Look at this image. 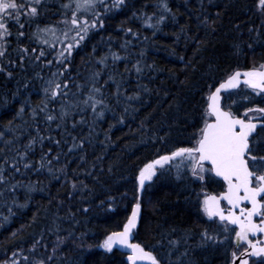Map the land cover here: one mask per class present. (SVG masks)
<instances>
[{
	"label": "trees",
	"instance_id": "16d2710c",
	"mask_svg": "<svg viewBox=\"0 0 264 264\" xmlns=\"http://www.w3.org/2000/svg\"><path fill=\"white\" fill-rule=\"evenodd\" d=\"M53 1L45 0L41 14L60 10ZM161 15L165 19L158 30L150 27ZM17 27L12 25L13 33ZM129 28L135 36L126 31ZM9 40L12 50L0 57V65L13 74L0 73V131L5 132L0 138V169L5 177L0 183V264L10 260L13 252L19 264L41 260L44 264H126L127 253L119 248L109 253L101 245L110 232L122 228L138 197L142 216L133 242L154 249L164 264H231L234 232L225 239L218 218L209 220L200 206L204 192L224 191L223 181L212 173L203 182H194L190 174L177 179L172 168L158 173L150 186L138 192L136 176L139 167L156 155L191 146L189 137L202 127L210 85L214 91L228 73L264 63V13L258 0H125L122 8L106 14L104 27L93 30L74 51L69 95L57 98L46 111H40L43 88L55 64L45 68L27 62L23 69L8 64L9 59L17 60L15 35ZM22 40L25 46L41 47L27 36ZM47 50V59H53L54 49ZM112 53L121 59L113 61ZM103 56L108 57L106 66L98 63ZM137 62L142 68L139 73ZM38 72L44 79L37 77ZM96 72L100 75L93 81ZM93 84L101 89L96 99L104 101L96 112L88 105L91 101L84 104ZM241 89L232 91L227 100L238 102L233 107L237 114L247 106H264L260 96L253 95L251 103L242 100V94H236ZM135 96L139 98L128 99ZM62 104L70 113L64 120L59 119ZM49 113L57 120L48 121ZM37 129L45 137L42 143ZM34 137L36 142L28 149ZM55 140L61 144L57 146ZM74 142L83 147L69 152ZM24 152L34 166L26 169L21 160L20 171L15 172L11 165ZM42 154L52 160L51 172L40 168ZM57 154L59 160L54 159ZM205 229L219 232L223 243H202ZM250 264H264V259H252Z\"/></svg>",
	"mask_w": 264,
	"mask_h": 264
},
{
	"label": "snow or ice",
	"instance_id": "6c2138e0",
	"mask_svg": "<svg viewBox=\"0 0 264 264\" xmlns=\"http://www.w3.org/2000/svg\"><path fill=\"white\" fill-rule=\"evenodd\" d=\"M124 4L125 0H111L110 3L108 0H69L68 3L61 5L64 9L61 12L63 19L58 23L63 24V28L49 25L40 27L37 24L35 31L29 35L23 30L25 24L31 26V23L40 17L42 10H46L45 0H0V57L6 56V46L11 44L8 38L15 35L17 60L9 59L8 64H18L21 69L27 62L41 63L45 68H50L54 64L56 66V70L51 71L49 78L45 81L44 100L41 101L43 107L40 111H46L48 105L57 98L69 95V86L74 82V78L70 76L74 51L82 46L93 30L104 27L107 13L113 9H119ZM163 7L166 11L168 10L167 4ZM258 8L264 13V0H258ZM164 19V15H161L155 25L149 26L158 30V25L163 23ZM12 25L18 26L15 33L11 30ZM252 30L249 29V31ZM126 31L132 33L131 28ZM26 36L41 47L25 46L22 38ZM57 42L61 47L56 50L53 59H47L50 54L47 49H55ZM127 43L126 41L122 46L126 47ZM236 47L239 48V45ZM248 47L251 48V45ZM93 53H95V47ZM111 55L113 61L121 59L116 53ZM107 59V56H103L98 63L106 66ZM136 71L138 73L142 71L139 62H137ZM2 72H6L8 77L13 75L4 65H0V73ZM36 75L44 79L39 72ZM99 75V72L93 73L92 80L95 81ZM241 85L244 89L251 91H244ZM76 87L82 86L76 85ZM212 87L209 86L206 108L201 116L202 127L189 137L191 146L176 147L165 154H158L139 167L136 176L137 191L143 192L146 185L150 186L148 182L153 181L158 173L162 175L164 171H171L172 168L176 170L177 179L190 174L194 182H203L209 173L221 178L225 185L224 191L212 195L204 192L203 199L200 200L201 210L213 222H216L213 218H218L225 239L228 238L230 232H234L237 242L236 249L243 247L244 250L239 254L237 250L232 251L231 264H249L250 257H264V239H250V237H258V234H264V106H247L244 107L242 114H237L233 111V107L238 102L231 100V103H227V100L231 99L233 95L231 90L235 89H241V92L236 94H242V100L249 103L252 102L253 95L264 98V63L254 64L245 71H232L227 74L223 82L219 83V86L214 88V91L211 90ZM98 93H101V89L93 84L88 99L84 101L85 104L91 101L93 112H96L97 105L104 104L102 99H96L95 94ZM222 93L226 95L222 96ZM138 98V96L128 97L129 100ZM222 100L225 103L222 104ZM23 112L24 108L21 107L19 113ZM69 114L68 107L62 104L59 119L64 120ZM103 114L101 111L98 116L102 117ZM35 115L36 109H33V116ZM46 119L55 121L57 116L49 113ZM119 122L123 123V118ZM11 125L10 120L8 121L9 131L12 130ZM57 127H60V124H57ZM37 134L42 143L45 137L39 136V129H37ZM4 136L5 132L0 131V138ZM160 139L164 141V137ZM35 142L36 137L26 147L31 149ZM6 143H11V141H6ZM54 143L59 146L61 141L55 140ZM76 147L82 148L83 144L77 145L74 142L69 152ZM51 151L49 149V152ZM18 155L20 160H15L11 165L15 172L20 171L18 164L21 160L25 161L24 168L26 169L34 166L27 162V152ZM54 159L59 160V155L57 154ZM51 164L52 160L47 158V154H42L40 168L48 167L51 172ZM4 182L3 169H0V183ZM15 187L16 185L12 186L13 190ZM72 187L75 188L76 185L73 184ZM200 195V193L196 194L198 200ZM221 201H225L227 207H223ZM140 216L141 203L138 197L122 228L110 232L103 240L101 247L109 253L114 248L126 250V264H164V258L157 255L154 249L146 250L141 243L132 242L133 230L138 227ZM229 226H235V228L230 229ZM219 237V232H209L207 229L201 233L204 244L223 243ZM16 255L17 253L13 252L12 258L5 260L3 264H19L15 258ZM168 255L170 256L171 253ZM23 259L27 261L28 257L25 256ZM39 264H44V261H39Z\"/></svg>",
	"mask_w": 264,
	"mask_h": 264
},
{
	"label": "rangeland",
	"instance_id": "374dc122",
	"mask_svg": "<svg viewBox=\"0 0 264 264\" xmlns=\"http://www.w3.org/2000/svg\"><path fill=\"white\" fill-rule=\"evenodd\" d=\"M53 2L56 4L57 8H60V10L58 9L52 15L50 14V15H45L44 16L43 14H41L40 17L37 20H35V21H33L31 23V26H27L25 24V28H24L25 31H29L28 33L31 34L33 31H35L37 24H39L40 27H44L45 25L56 26L58 28H63L64 27L63 24L58 23L59 21H61L63 19V17L61 16V12H63L64 9L61 8V5L65 4V3H68L69 0H55ZM69 15H71L70 11H69ZM58 35H59V33H58ZM11 37H9V38L11 39ZM60 47H61V45L57 42L56 43V47L54 49V52H56V50H58ZM10 50H12V46L8 45L7 46V53H9ZM242 249H243V247H241L240 249H237V252L238 253L241 252Z\"/></svg>",
	"mask_w": 264,
	"mask_h": 264
},
{
	"label": "water",
	"instance_id": "95a60500",
	"mask_svg": "<svg viewBox=\"0 0 264 264\" xmlns=\"http://www.w3.org/2000/svg\"><path fill=\"white\" fill-rule=\"evenodd\" d=\"M245 70H248V69H242V70H240V71H245ZM219 86V85H218ZM242 86V85H241ZM235 90H237V89H235ZM231 91H234V90H231ZM223 94L224 93H222V96H223ZM223 101V100H222ZM219 178V177H218ZM219 179H221V178H219ZM222 180V179H221ZM226 203L225 201H221V205H222V203ZM227 205V204H226ZM141 216H142V205H141ZM141 216H140V219H139V222H138V226L140 225V221H141ZM134 231V230H133ZM257 238H260V239H264V234H258V237H250V239H253V240H255V239H257ZM133 243H135V242H133ZM236 239H235V247H236ZM246 246V245H245ZM244 250V249H243ZM242 250V251H243ZM124 252H127L126 250H123ZM239 254V253H238ZM256 258H261V257H250L249 258V264L251 263V260L252 259H256ZM263 259H264V257H262Z\"/></svg>",
	"mask_w": 264,
	"mask_h": 264
},
{
	"label": "bare ground",
	"instance_id": "6f19581e",
	"mask_svg": "<svg viewBox=\"0 0 264 264\" xmlns=\"http://www.w3.org/2000/svg\"><path fill=\"white\" fill-rule=\"evenodd\" d=\"M155 1V0H154ZM131 2V1H129ZM166 2V1H165ZM133 3V2H132ZM158 3V2H157ZM169 3V2H168ZM160 4V3H159ZM181 5V4H180ZM127 6V5H126ZM122 8V7H121ZM129 8V7H128ZM135 8V7H134ZM182 8V7H181ZM161 12V11H160ZM166 12V11H165ZM154 15V14H153ZM159 16V14H158ZM165 17V16H164ZM156 19V18H155ZM122 45V44H121ZM131 45V44H130ZM96 48V47H95ZM97 49V48H96ZM132 49V48H131ZM23 98V97H22ZM85 104V103H84ZM87 105V104H86ZM89 106H91L90 104H88ZM8 106V105H7ZM5 107V106H4ZM3 107V108H4ZM101 107V106H100ZM106 109V108H104ZM89 110V109H88ZM99 110V109H98ZM108 110V109H107ZM110 111V110H109ZM83 112V111H82ZM87 112V111H86ZM107 113V112H106ZM92 114V113H91ZM21 116V115H20ZM107 116V115H106ZM26 119V118H25ZM95 122V121H94ZM103 122V121H102ZM96 123V122H95ZM91 124V123H90ZM101 127V126H100ZM89 128V127H88ZM35 129V128H34ZM78 129V128H77ZM76 130V129H75ZM32 133V132H31ZM73 134V133H72ZM31 135V134H30ZM2 144V143H1ZM4 145V144H3ZM55 180V179H54ZM59 180V179H58ZM30 181V180H29ZM15 182V181H14ZM17 183V182H16ZM18 184V183H17ZM11 186V185H10ZM20 186V185H19ZM22 186V185H21ZM33 186V185H32ZM27 187V186H26ZM21 189V188H20ZM32 190V189H31ZM41 191V190H40ZM29 193V192H28ZM34 193V192H33ZM5 195V194H4ZM6 197V196H5ZM4 198V197H3ZM6 201V200H5ZM112 211V210H111ZM168 249V248H167ZM180 260V259H179ZM70 264V263H69Z\"/></svg>",
	"mask_w": 264,
	"mask_h": 264
},
{
	"label": "flooded vegetation",
	"instance_id": "af4514ba",
	"mask_svg": "<svg viewBox=\"0 0 264 264\" xmlns=\"http://www.w3.org/2000/svg\"><path fill=\"white\" fill-rule=\"evenodd\" d=\"M223 104V103H222ZM214 175V174H213ZM222 181V180H221ZM225 189V188H224ZM225 204V203H224ZM225 207H227V205L225 206Z\"/></svg>",
	"mask_w": 264,
	"mask_h": 264
}]
</instances>
